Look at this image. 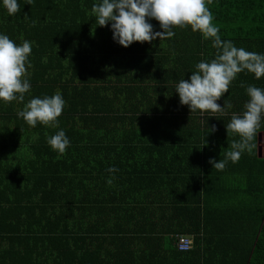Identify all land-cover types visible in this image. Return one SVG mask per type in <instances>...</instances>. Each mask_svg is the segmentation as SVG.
<instances>
[{"label": "trees", "instance_id": "1", "mask_svg": "<svg viewBox=\"0 0 264 264\" xmlns=\"http://www.w3.org/2000/svg\"><path fill=\"white\" fill-rule=\"evenodd\" d=\"M95 1L99 2L31 0L29 3V0H18L20 12L13 16H9L0 5V33L8 35L18 45L25 40L32 42V51L26 63L31 89L25 93L23 103L0 101L5 114L1 119L0 136L6 142L13 140L20 141L23 145L29 143L27 150L34 152L27 165L33 166L36 161L38 173L109 174L103 156L105 158L112 143L130 140L131 133H124L122 129L125 123H139L137 117L130 115L127 118L124 115L149 110L153 106V103L138 99L136 93L143 90H136L134 85H130L131 88L111 86L113 90L110 95L118 98V102H114L107 95L110 87L107 82L104 88L98 86L100 81L92 82L95 74L91 67L87 68L86 62H92V55L100 58L109 56V52L97 49V45H101L103 41L102 33H106L109 28L98 26L93 19L91 8ZM206 7L214 17L213 23L219 28L222 40H230L239 46L245 44L247 51L264 54V0H206ZM151 22L158 23L155 20ZM176 31L180 35V41L176 44H194L207 60L215 58L217 50L212 46L211 39H202L201 33L193 32L190 26ZM245 72L246 74H237L234 82L250 78V73L247 70ZM255 87L264 89V77L259 79ZM57 92L65 100L62 114L58 117V128L39 122L36 127H31L17 116L31 98H43ZM233 93L225 104H218L233 111L227 113H242L248 99L241 102L239 92L236 90ZM172 107L178 115L184 114L182 110L187 109L186 105L180 104L182 110L177 111L174 100H171L166 112L175 115L171 111ZM171 120L170 127L174 126L176 132L170 131L169 139L188 142L190 134L185 133V118ZM59 129H63L70 140V146L64 154L54 151L47 143V139ZM259 134L263 150L264 120L251 141V149L244 151L237 162H227L223 170L198 165L203 174L201 183L204 179L207 180L205 173L211 170L209 175L213 190L222 193H218L216 204L211 210L206 207L203 210L188 207L194 214L195 225L187 230L175 231L173 240L165 243V249L169 253L177 252L183 256L182 264L190 262L186 258H191L193 264H264V156L262 151L260 157L257 153ZM237 135L221 132L211 134V139L220 140L224 136L228 142V151H231L232 143L240 140ZM36 151L47 153V159L38 156ZM218 154L219 150L214 155ZM225 158L226 154L216 157L217 160ZM70 161L72 163L68 164ZM62 163L67 164V167L64 168ZM25 165L23 157L21 170L28 172ZM199 170L197 169V173ZM22 182L25 184L22 183L20 197L2 203L5 209L0 206V234L9 225L15 228L12 234L9 233L15 240L11 244L14 252L6 264H102L101 261H92L94 251L86 244L78 247L73 245L74 242L81 241L80 235L83 232L79 228L80 220L83 222L82 216H77L76 208L78 210L80 205L89 202L80 199L79 195H70L68 198L66 194L53 189L42 190V185H37L36 181V184L32 183L26 177ZM84 184L81 180L77 186L83 188ZM110 197L113 198H108L107 202L98 197H90L92 205L87 206L86 210L93 212L105 207L114 208L113 205L119 198L115 195ZM198 200H193L196 207ZM203 202L207 205L204 196ZM45 218L48 223L42 221ZM106 231L108 230L104 232ZM180 234L193 236L191 250H177L174 237ZM172 244L173 249H170Z\"/></svg>", "mask_w": 264, "mask_h": 264}, {"label": "crops", "instance_id": "2", "mask_svg": "<svg viewBox=\"0 0 264 264\" xmlns=\"http://www.w3.org/2000/svg\"><path fill=\"white\" fill-rule=\"evenodd\" d=\"M92 17L96 21V17L94 15ZM151 23L154 31L161 30L158 23ZM176 29L181 31L180 27L175 26L173 28L175 35L169 39L157 38L151 44L133 42L129 47L124 48L113 41L109 28L101 35L103 40L101 45H97V49L109 52V56L100 58L92 55V62H86L87 68L91 67L95 74L92 82L100 81L98 86L102 88L107 86L105 82L110 86L107 91L110 100L118 102L117 97L110 95L113 90L111 86L131 88L130 85H134L136 90H143L141 93H136L138 99L153 103L149 110L124 115L127 118L130 115L137 117L139 123L126 121L131 124L125 123L122 129L124 133H131L130 140L124 141L125 143L121 141H117V144L112 143L105 158L104 156L102 158L107 168L114 165L118 171L107 175L94 172L38 173L36 161L33 166L27 165L33 158L34 152L27 150L29 143L23 145L22 142L13 140L6 142L0 136V206L2 208L5 209L2 203L20 197L22 179L26 177L33 181L32 183L37 182V185H42V190L53 189L66 194L68 198L70 195H79L80 199L89 202L80 205L78 210L75 207L77 216L79 218L82 216L83 222L80 220L79 228L83 232L80 235L81 241L74 242L73 245L78 247L86 244L90 247L95 256H91L92 261H101L102 264H182L183 256L177 252L169 253L165 249V243L173 240L175 231L187 230L195 225L194 214L187 209L188 207L200 210L206 207L211 210L216 204L218 193H222L213 190V182L209 175L211 170L205 173L207 180H203L204 184L201 183L203 174L198 165L209 166L211 169L209 159H216L228 152L226 138L223 136L220 140L211 139V134L227 132L226 126L233 114L227 112L233 111L224 108L223 112L201 113L198 110L190 113L188 106L186 110L180 108L178 96L174 91L175 85L182 79H188L196 70L195 65L198 62L211 59L207 60L203 53H199L194 44L188 46L176 44L180 41ZM201 38L203 39L202 35ZM234 45L237 48H246L245 44ZM179 55L188 57L182 58ZM178 69L184 71L178 72ZM249 76L250 78L241 82H234V79L229 85L228 93H225L217 103L225 104L236 90L239 92L241 102L249 99L246 94L247 87L256 86L259 82L253 73ZM130 99L132 100V97ZM171 100H174L177 111L182 110L184 114L178 115L174 107L171 111L175 115L166 112ZM158 108L160 109L156 111ZM4 116L1 106L0 124ZM171 118H185V133L190 134L188 142L181 143L176 139H169L168 133L176 132L174 126L170 127ZM261 142V134H259L257 153L258 148L261 149ZM218 150V156L214 155ZM36 153L44 160L47 159V153L43 151ZM23 157L28 172L21 170ZM46 163L49 166V162ZM71 163L70 161L68 164ZM62 166L66 168L67 164L62 163ZM109 179L112 180L111 183L107 182ZM81 180L85 182L83 188L77 186ZM111 195L119 198L114 203V208L105 207L103 210L93 212L86 210L87 206L92 205L90 197H98L101 201L107 202L108 198H113L110 197ZM203 196L207 205L203 202ZM196 198L199 199L197 207L193 205V200ZM48 209L50 210L49 206ZM42 221L49 222L46 218ZM14 229L13 225H9L0 234L2 238L0 264H6L14 252L11 244L15 240L9 235ZM105 230L108 231L104 232ZM170 249H173V244ZM186 259L190 262L187 261L185 264H193L191 258Z\"/></svg>", "mask_w": 264, "mask_h": 264}, {"label": "clouds", "instance_id": "3", "mask_svg": "<svg viewBox=\"0 0 264 264\" xmlns=\"http://www.w3.org/2000/svg\"><path fill=\"white\" fill-rule=\"evenodd\" d=\"M0 5L9 16L20 12L21 8L18 0H0ZM91 14L96 17L98 26H109L113 41L124 48L133 42L151 44L157 38L169 39L175 35V26H190L204 39H211L217 50L215 58L198 62L188 79L175 85L179 103L188 106L190 113L197 110L201 113L223 112L224 105L217 101L228 93L237 74L245 70L253 73L256 79L264 77V54L246 51L237 48L230 40H222L219 28L213 23L214 17L206 7V0H99L92 5ZM153 19L158 22L160 31H154L150 22ZM31 51V41L25 40L18 45L8 35L0 33V101L24 102L25 93L31 89L26 68ZM246 94L249 99L244 104V111L233 113L226 126L227 133L238 134L240 140L232 143V150L226 153L225 160L209 159L212 168L223 170L228 160L237 162L241 154L252 147L251 141L264 120V89L249 85ZM64 106L65 100L59 92L43 98L33 97L17 116L31 127H36L39 122L58 128V117ZM47 143L59 154H64L70 146L63 129L50 136ZM107 171L115 173L118 169L113 166Z\"/></svg>", "mask_w": 264, "mask_h": 264}, {"label": "built area", "instance_id": "4", "mask_svg": "<svg viewBox=\"0 0 264 264\" xmlns=\"http://www.w3.org/2000/svg\"><path fill=\"white\" fill-rule=\"evenodd\" d=\"M176 248L179 251H189L193 247V236L192 235H176L175 236Z\"/></svg>", "mask_w": 264, "mask_h": 264}, {"label": "water", "instance_id": "5", "mask_svg": "<svg viewBox=\"0 0 264 264\" xmlns=\"http://www.w3.org/2000/svg\"><path fill=\"white\" fill-rule=\"evenodd\" d=\"M259 142H260V136H259ZM263 156H264V148H263ZM261 149L260 148H258V157H260L261 155Z\"/></svg>", "mask_w": 264, "mask_h": 264}, {"label": "rangeland", "instance_id": "6", "mask_svg": "<svg viewBox=\"0 0 264 264\" xmlns=\"http://www.w3.org/2000/svg\"><path fill=\"white\" fill-rule=\"evenodd\" d=\"M263 139H264V136H263ZM263 142H264V140H263ZM263 152V151H262Z\"/></svg>", "mask_w": 264, "mask_h": 264}]
</instances>
